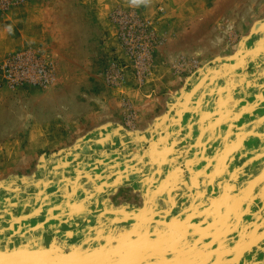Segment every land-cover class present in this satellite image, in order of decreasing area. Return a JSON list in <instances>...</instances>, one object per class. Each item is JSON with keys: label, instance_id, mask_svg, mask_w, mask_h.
<instances>
[{"label": "rangeland", "instance_id": "1", "mask_svg": "<svg viewBox=\"0 0 264 264\" xmlns=\"http://www.w3.org/2000/svg\"><path fill=\"white\" fill-rule=\"evenodd\" d=\"M1 23L0 264H264V0Z\"/></svg>", "mask_w": 264, "mask_h": 264}, {"label": "crops", "instance_id": "2", "mask_svg": "<svg viewBox=\"0 0 264 264\" xmlns=\"http://www.w3.org/2000/svg\"><path fill=\"white\" fill-rule=\"evenodd\" d=\"M16 15H17V13H16L15 9H12L8 12L7 15H5V18L3 17L2 21H5V19H7V18H8V20H10L11 16L12 17L14 16L13 18H15ZM6 30H7V28L4 25V23L3 24L1 23L0 24V56L10 46H12L14 44H20V42H21L20 37L15 38V39L8 38L6 36Z\"/></svg>", "mask_w": 264, "mask_h": 264}, {"label": "built area", "instance_id": "3", "mask_svg": "<svg viewBox=\"0 0 264 264\" xmlns=\"http://www.w3.org/2000/svg\"><path fill=\"white\" fill-rule=\"evenodd\" d=\"M123 15L126 16L129 19L136 20L137 22H135V23H137V24H139L141 26H144L146 24V22L143 19H141L140 17L136 16V14H134V13L133 14H131V13H120V17H122ZM127 27H128V24H124L123 26L120 25V35L121 36L124 37L126 35V33L128 32V30L126 29Z\"/></svg>", "mask_w": 264, "mask_h": 264}, {"label": "clouds", "instance_id": "4", "mask_svg": "<svg viewBox=\"0 0 264 264\" xmlns=\"http://www.w3.org/2000/svg\"><path fill=\"white\" fill-rule=\"evenodd\" d=\"M141 2H144V3H146L147 2V0H133V3H141Z\"/></svg>", "mask_w": 264, "mask_h": 264}]
</instances>
